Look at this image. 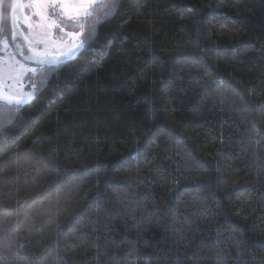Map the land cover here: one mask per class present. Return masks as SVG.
I'll use <instances>...</instances> for the list:
<instances>
[{
    "label": "trees",
    "instance_id": "16d2710c",
    "mask_svg": "<svg viewBox=\"0 0 264 264\" xmlns=\"http://www.w3.org/2000/svg\"><path fill=\"white\" fill-rule=\"evenodd\" d=\"M112 3L0 99V264H264V0Z\"/></svg>",
    "mask_w": 264,
    "mask_h": 264
},
{
    "label": "rangeland",
    "instance_id": "374dc122",
    "mask_svg": "<svg viewBox=\"0 0 264 264\" xmlns=\"http://www.w3.org/2000/svg\"><path fill=\"white\" fill-rule=\"evenodd\" d=\"M101 1L103 0H98L97 4ZM35 7L34 12L40 13L38 19L22 23L24 36L31 50L40 56L71 55L82 40V29L76 26L84 17L70 13L76 15V18L68 20L63 14L57 16L50 13L44 5ZM93 8L94 6L89 9V13ZM53 21L61 26L55 27ZM38 71L39 65L22 60L9 41L0 43V98L10 102L28 101L34 95L37 84L32 79Z\"/></svg>",
    "mask_w": 264,
    "mask_h": 264
},
{
    "label": "snow or ice",
    "instance_id": "6c2138e0",
    "mask_svg": "<svg viewBox=\"0 0 264 264\" xmlns=\"http://www.w3.org/2000/svg\"><path fill=\"white\" fill-rule=\"evenodd\" d=\"M97 2L98 0H13L14 5H24L25 8H29L32 5H44L46 6V9L50 13H55L57 16L63 14L67 17L68 20L75 19L76 15L80 17L88 16L90 14L89 9L95 6ZM120 6H121L120 0H113V3L107 15L114 14L120 8ZM70 13H75L76 15H72ZM34 14L40 15L39 12H34ZM25 19L30 20L31 17H25ZM53 23L54 26L57 28L61 26L59 23H55V21H53ZM69 34L72 36L77 35L76 33H69ZM83 48H84V41L81 40L80 43L77 44L72 51L75 54L81 51ZM128 255L131 256L132 253L130 252ZM218 259L222 260L223 258H218ZM237 260L239 261L240 258L237 257Z\"/></svg>",
    "mask_w": 264,
    "mask_h": 264
},
{
    "label": "flooded vegetation",
    "instance_id": "af4514ba",
    "mask_svg": "<svg viewBox=\"0 0 264 264\" xmlns=\"http://www.w3.org/2000/svg\"><path fill=\"white\" fill-rule=\"evenodd\" d=\"M35 6L32 5L29 8H25L24 5H14L13 0H0V43L7 40L13 46L14 22L24 32L22 23L28 21L25 17H31L29 21L38 19L39 15L34 14ZM14 52L16 53L15 48Z\"/></svg>",
    "mask_w": 264,
    "mask_h": 264
},
{
    "label": "water",
    "instance_id": "95a60500",
    "mask_svg": "<svg viewBox=\"0 0 264 264\" xmlns=\"http://www.w3.org/2000/svg\"><path fill=\"white\" fill-rule=\"evenodd\" d=\"M13 25L14 35L12 38V44L16 50V53L25 61L35 63L36 65L55 64L63 62L70 56H40L35 54L29 47L22 29L17 25L16 22H14Z\"/></svg>",
    "mask_w": 264,
    "mask_h": 264
}]
</instances>
